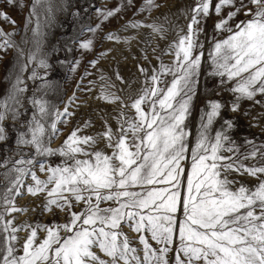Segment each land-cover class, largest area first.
<instances>
[{
  "label": "snow or ice",
  "instance_id": "6c2138e0",
  "mask_svg": "<svg viewBox=\"0 0 264 264\" xmlns=\"http://www.w3.org/2000/svg\"><path fill=\"white\" fill-rule=\"evenodd\" d=\"M127 4L131 7L133 0H127ZM9 5L15 7L17 0H4V6ZM38 7L45 8L48 21L58 10L52 0H33L26 30L32 17L37 16ZM160 7L157 0H143L138 11L151 12ZM225 9H229L227 15L223 14ZM189 11L187 32L177 29V39L164 53L173 56L172 63L161 61L150 75L148 69L137 66L146 80L136 98L129 97L130 105L110 91L114 84L101 76L104 83L99 99L119 102L122 109L130 107L135 112L134 118L121 112L115 132L105 123V131L99 135L112 149L111 155L87 150L94 148L97 137L79 136V129L69 134L61 148L50 147L59 132L57 122H66L73 113L65 105L46 126L50 115L48 101L30 98L35 112L22 125L26 131L19 132L15 143L18 148L31 146L34 153L31 158L15 161L5 158L0 162V168L6 169L3 178L7 182L0 198L3 206L0 264H170L169 253L173 251V264H264V178H261L264 163H259L264 161V144L257 146L247 140L245 144L249 148L242 152L230 135L234 127L231 120H225L215 135H210L225 105L208 101V110H201L196 142L191 147L192 166L187 172L186 184L182 165L189 149L185 121L191 115L197 90L203 55L197 49L203 48L199 39L204 32L203 24L214 13L219 17L214 31L228 33L225 39L213 43L209 53L213 66L210 75L221 77V84L226 83L225 77L227 81H235L229 89L234 95L230 110L237 112L241 100L254 101L258 94L264 95V0H239V6L237 0H216L215 3L196 0ZM242 11L247 19L231 24ZM120 12L121 6L96 9L102 17L101 23L89 27L88 31L95 33L103 22ZM0 20L16 23L3 10H0ZM122 27H146L161 38L166 31L156 23L145 25L140 21H129ZM31 30L36 51L28 54L27 64L20 66V72L33 63L45 70L51 67L46 56L38 57L43 36L39 24ZM14 35L15 32L0 29V51L15 48L23 58V50L12 39ZM105 38L121 41L113 32ZM92 43L89 39L80 47L90 50ZM90 63L95 66L97 61ZM78 64L79 61L74 62L71 71ZM115 75L116 80L124 82L118 71ZM164 75H171L172 80L160 88ZM36 78L43 79L33 70L29 79ZM22 85L24 81L17 75L7 96L0 99V141L8 140L4 121L9 116L17 121L23 115L19 108L26 87ZM43 87L50 85L46 81ZM74 98L75 93L70 101ZM57 154L63 159L55 167L37 159ZM37 166L47 173L46 180L38 178L33 170ZM233 174H246L258 183L247 186ZM27 176L33 181L27 185V193L32 196L46 193L44 209L51 211L55 206L67 212L66 223L17 226L13 219H5L12 213L27 211L15 206V198L23 194ZM104 203L116 206L101 207ZM79 204H83V209L73 211ZM124 225L138 235L141 248L132 246L122 231ZM21 231L27 235L18 254L16 245L20 237L17 234ZM40 232L44 233L43 239H39ZM149 237L159 247H153ZM97 250L107 259L101 258Z\"/></svg>",
  "mask_w": 264,
  "mask_h": 264
},
{
  "label": "rangeland",
  "instance_id": "374dc122",
  "mask_svg": "<svg viewBox=\"0 0 264 264\" xmlns=\"http://www.w3.org/2000/svg\"><path fill=\"white\" fill-rule=\"evenodd\" d=\"M143 0H133V5L128 6L127 0H52L56 7L54 18L51 21L46 19L47 13L44 7L37 8V16H33L25 29L26 18L31 10L33 0H17V5L4 6V0H0V10L7 12L11 20H15V25L7 21L0 20V29L4 32H15L12 39L24 52V57L20 58L15 48L0 51V99L7 96L16 76L19 75L23 81V87L26 91L21 96L22 107L19 108L23 113L17 121L11 117L4 121V126L8 134V140L0 141V162L5 158H11L12 161L20 158H31L34 150L31 146L17 147L15 140L19 132L26 131L27 120L31 119L35 109L29 102L30 98H43L48 101L50 115L46 118V126L55 118L57 111H63L65 105H68L69 112L73 115L67 117L66 122H57L58 134L51 140L50 147L54 149L61 148L65 139L74 129H79V136L97 137V143L89 151L99 150L111 155L112 149L106 146L105 140L99 134L105 131V123L111 126L115 132L119 127L118 118L121 112L129 117H135V112L130 107L121 108L119 102L108 103L99 99L101 85L104 81L101 76L108 78L114 87L110 91L121 97L125 104L131 103L129 97L136 98L145 84L146 77L138 70V65H142L149 70V75L153 68H158L161 61L164 64H171L173 56L164 54L168 46L177 39V29L182 28L187 32V24L190 19L189 9L195 6L196 0H157L161 5L159 9H153L151 12H139ZM216 0H213L215 3ZM23 7H20V5ZM121 6V12L114 18L105 21L95 33L88 31L89 27L94 28L101 23L102 17L96 13V9H114ZM239 6V0H237ZM224 10V15L227 11ZM73 13H77L73 15ZM187 13V16L185 15ZM214 13L203 24L204 32L200 35L202 49L197 52H203L201 56V66L198 76L196 95L191 105V115L185 121L186 131L189 133L186 142L189 145L185 153V160L182 165L185 168V184L187 172L191 170L192 157L191 147L196 142L198 126L200 124L201 110H208V101H220L225 105L221 115L215 120L210 135L214 136L215 131L220 129L225 120H231L234 127L230 131L232 139L240 146L241 151H246L249 146L245 141H253L255 145L264 144V95H257L254 101L241 100L240 108L237 112L230 110V105L234 100V95L230 88L235 81H227L221 84V77L210 75L213 66L209 53L216 40H223L227 37V32L216 33L214 23L218 19ZM243 11L240 12L232 21L235 24L245 20ZM129 21H140L143 24L156 23L166 29L164 37L153 33L151 29L141 27L139 29L127 28L122 26ZM39 24V30L43 33L38 57L46 56L47 62L51 66L45 70L37 67L35 63L27 66L25 71L20 72V66L27 64V56L30 52L36 51L32 28ZM109 32L116 33L121 37L120 42L106 39ZM92 40L90 50L80 47L82 42ZM128 39V43L124 40ZM104 54V55H102ZM147 56V60L144 57ZM159 58V59H158ZM79 61L75 71H71L74 62ZM97 61L95 66L90 62ZM33 70L43 79H29ZM123 77V83L116 80V72ZM47 73V74H46ZM163 83L160 88H165L172 80L171 75L161 77ZM50 87H43L45 82ZM93 82V83H90ZM89 89H91L89 91ZM75 93V98L70 101ZM258 101V103L256 102ZM147 110V105L144 106ZM247 113V115H245ZM87 122V126L86 125ZM85 159L87 157H79ZM47 166L55 167L61 164L62 157L58 154L48 157H37ZM245 163H249L245 161ZM264 163V161H259ZM11 167V165H8ZM41 180L47 179V173L41 172L39 167L33 168ZM5 168H0V198L3 196L6 181L3 178ZM235 176V174H233ZM235 178L247 186H254L258 183L257 179L248 175L235 176ZM264 178V177H261ZM30 176L25 177V187L23 194L15 198V206L27 209L25 212L12 213L5 219H13L15 225L29 224L47 225L63 224L69 219L67 212L61 211L55 206L51 211L44 209L46 193H40L36 196L27 193V185L32 184ZM115 207L113 203L101 204V207ZM83 204L75 205L73 211L80 212ZM0 211H3L2 201H0ZM182 218V216H181ZM122 231L128 235L132 241V246L141 248L138 242V235L132 232L127 225H124ZM20 237L16 245L18 254L22 250L23 241L27 232L21 231L17 234ZM39 239H43L44 233L40 232ZM2 237V234H0ZM149 242L153 247H159L155 242ZM178 243V241H177ZM98 252V250H97ZM98 254L103 259L102 253ZM142 255V253H141ZM174 251L169 253L170 264L174 262Z\"/></svg>",
  "mask_w": 264,
  "mask_h": 264
},
{
  "label": "bare ground",
  "instance_id": "6f19581e",
  "mask_svg": "<svg viewBox=\"0 0 264 264\" xmlns=\"http://www.w3.org/2000/svg\"><path fill=\"white\" fill-rule=\"evenodd\" d=\"M100 94V93H99Z\"/></svg>",
  "mask_w": 264,
  "mask_h": 264
}]
</instances>
